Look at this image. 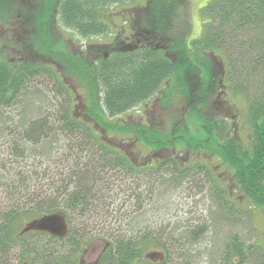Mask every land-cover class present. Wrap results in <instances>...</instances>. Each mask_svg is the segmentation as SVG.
Instances as JSON below:
<instances>
[{"label":"trees","instance_id":"obj_1","mask_svg":"<svg viewBox=\"0 0 264 264\" xmlns=\"http://www.w3.org/2000/svg\"><path fill=\"white\" fill-rule=\"evenodd\" d=\"M128 1L131 0H60L56 8L64 28L81 37H92L102 36L109 30L101 11ZM172 2L149 0L146 7L150 37L145 44L154 43L157 49L144 47L127 53L115 52L97 63L94 74L101 89L100 109L105 113H91L92 123L76 118L63 103L53 113H42V108L34 107L35 101L44 100L34 84L36 80L47 77L57 87L59 75L54 63L62 61L67 65L68 61L57 58L54 52L53 55L49 52L52 63L33 64L21 60L14 63L0 54V109L18 107L20 110L14 124L0 113V151L5 155V159H0V264H79L81 252L96 239L112 240L97 264H191L193 256L185 253L184 247L194 243L196 234L183 233L188 242L181 246L174 243L179 246V252L172 254L168 250L171 243L167 242L171 234L161 233L156 240L153 235L158 234L151 231L137 238L129 237L119 222L113 223V217L118 216L117 209L108 212L110 205L105 203L107 199L117 198L116 193L127 197L137 193L136 190L148 193L149 198L160 196L162 188L175 189L190 177L196 179L195 168L198 167L192 164L178 169V159L217 156L232 171L234 189L230 193H239L251 204L250 208L264 212V0H211L201 11L206 21L201 36L193 42L198 52L222 60L234 91L246 98L251 130L247 145L235 139L227 118L218 115H198V131L204 137L198 146L187 144L177 131L164 135L137 120L125 127L109 122L157 95L176 71L173 58L182 62L184 55V59L191 62L192 51L187 44L178 51L168 34L174 12ZM141 43L144 45L143 39ZM189 71L200 80L202 90L209 72L196 65L188 68ZM58 88L69 96L63 83H59ZM249 95L254 99L248 100ZM29 110L31 113H27ZM100 128L129 134L133 140L168 154L158 156V161L152 164L138 167L131 164V158L124 151L105 140ZM181 147H185V155H175L182 151ZM64 153H68L66 159L62 157ZM57 155L62 157V162L54 165V183L49 185V192L39 187L33 173L22 172L23 167L12 173L5 171L7 164H21L27 159L50 161ZM69 160H73L71 165ZM59 213L67 220V235L26 231L29 223ZM215 217L212 221L218 220L221 224L218 228L226 226L225 230H234L235 226L249 221L248 217L242 218L240 223ZM137 225L130 223L127 227L135 229ZM244 227L246 229L247 224ZM211 229L213 231V225ZM232 236L221 250L217 246L218 235L214 241L211 236L212 259L224 250L222 264H264L255 243L246 250L244 243ZM152 247L160 249L155 253H162L159 262L145 259Z\"/></svg>","mask_w":264,"mask_h":264},{"label":"rangeland","instance_id":"obj_2","mask_svg":"<svg viewBox=\"0 0 264 264\" xmlns=\"http://www.w3.org/2000/svg\"><path fill=\"white\" fill-rule=\"evenodd\" d=\"M210 1L173 0L174 12L169 21L171 29L168 30V34L177 44L178 51L181 52L184 43L187 44L192 51L191 62L184 59V55L182 62L173 58L176 62V71L160 93L151 97V100L144 101L140 106L130 109L126 114L109 120L110 124L125 127L126 124L134 123L138 120L136 118L141 116L144 122L149 120L147 125L152 127V130L164 135L177 131L178 136L186 140L187 144L198 146L204 139L198 131L200 123L198 115L201 116L203 113L211 117L218 115L227 118L229 130L238 142L243 145L248 144L251 130L248 123L246 98L241 92L234 91L235 87H232L233 84L227 77L226 66L222 60L214 59L193 48V42L200 38L203 24L206 22L201 11ZM148 2L149 0H131L107 6L101 11V15L110 26L107 33L102 36L81 37L62 26L58 13H55L58 0H0V54L14 63H17L18 58L26 64L52 63L53 57L49 52L52 55L54 52L57 58L60 56L65 62L68 61L67 65L57 61L54 66L62 83L68 85L73 93H70V96L62 94V89L58 88L59 82L56 87L53 81L41 76L33 83L42 93L44 100L42 103L33 101L34 107L42 108L44 110L42 113H53L54 110H59L63 103L70 113L76 114V118L86 119L92 123L91 113H102L101 102L98 101L101 89L93 73L94 62L98 58H104L108 45L118 47V43L126 35L124 29L129 31L130 26H135L136 29L150 30L148 29L149 18L145 17ZM194 65L202 66L209 72V79L204 81L205 86L202 90L199 85L200 80H197L190 71L188 72V68ZM221 79L225 89L219 85ZM219 93L223 94L219 97ZM160 96H162L161 107L173 106L174 108L165 109L166 111L161 113H141L144 104L151 108L154 99ZM252 96L249 95L247 99L252 100ZM27 102L33 107L31 100ZM94 107L96 109H93ZM188 107L193 113H184V109ZM0 113H3L4 117H9L11 119L9 122L12 121L14 124L18 121L20 110L18 107H12L0 109ZM27 113H31V110ZM108 129L107 132L104 131L105 140H110L113 143L112 146L116 148L122 146L121 150L131 159L144 162L155 154L161 157L168 154L167 151L151 149L143 142L133 140V136L129 134ZM100 132L102 133V128ZM97 135L104 138V135L98 132ZM184 149L185 147L182 151H177L175 155L184 156ZM67 155L68 153H64L62 157L66 159ZM4 156V151H0V159H5ZM62 157L53 156L50 161L27 159L21 164H7L5 171L12 173L14 169L20 170V167H23L21 171L33 173L34 179H38L39 187L42 186L47 191L49 185L54 183V165L61 163ZM184 160L178 159L180 166L178 169L192 166V164L197 166L195 171L197 169L198 174L193 175L196 179H191L189 174V180L181 187L168 190L162 188L161 195L152 198L148 197V193L144 194L139 190L127 197H121L122 193H116L117 198L115 196L105 202L110 205L108 212L117 209L118 216L114 215L117 218L113 217L115 218L113 223L119 222L120 227L126 230L125 235L132 238L150 231L158 234V236L153 235L155 240L160 238L161 233L162 235L171 234L172 238L167 240L171 245L167 244L172 254L179 252L177 249L179 246H174V243L183 245L188 242L184 239L183 233L196 234L194 243L191 242L184 247V252L193 256L191 264H222L224 250L213 259L211 258L214 246L210 238L214 236V241L217 235L219 250L222 249L227 238L233 235L232 237H237L244 243L246 250L255 243L264 257V212L259 208H250L251 204L240 197L239 193H230L234 189L231 169L214 155L207 158L200 155L198 158L189 157ZM70 162L73 160H69L68 163ZM215 216L221 221L240 223L242 218H249V221L247 220V223L244 221L243 226H240L241 229L235 226L234 230H225V225L224 228L223 226L218 228L221 226L218 220L212 221ZM130 223L138 224V228H128L127 225ZM106 242H112V240L106 239ZM150 250V254L145 259L159 262L162 253L154 251L158 252L160 249L152 247ZM98 251L97 249L89 255L92 262L96 259Z\"/></svg>","mask_w":264,"mask_h":264},{"label":"flooded vegetation","instance_id":"obj_3","mask_svg":"<svg viewBox=\"0 0 264 264\" xmlns=\"http://www.w3.org/2000/svg\"><path fill=\"white\" fill-rule=\"evenodd\" d=\"M59 2H60V0H58V3ZM57 11H58V9H56L55 13H57ZM124 31H125L126 35H124L123 36V40H121L118 43V47H113V46L108 45V51L104 54V58H107L108 56H110L112 53H115V52L127 53V52H130V51L135 50V49H143L144 47H149L150 49H154V48L157 47V46L154 45V43L153 44L152 43L151 44H145L146 41H147V38L150 37L149 36L150 35V32L148 30L145 31V30H141V29H136L135 26L134 27L133 26H130L129 31H127L126 29H124ZM142 39L144 40V45L141 43ZM17 60H20V59L18 58ZM99 60H100V58H98L97 61L94 62L95 63L94 69L98 66L97 63L99 62ZM93 73H95V70H93ZM58 80H59V83L62 84V80L60 78H58ZM222 83H223V80L221 79L219 81V85H220L221 88L225 89V86H223ZM64 87L69 91V96H70L71 95L70 93H73V90H71L69 88V86L66 85V84H64ZM223 93H225V92H223ZM223 93H219V97ZM154 96H157V95H154ZM154 96H151V97H154ZM101 97H102V95H100V99H98V101H101ZM151 97H148L147 99L143 100L142 102H140L135 107L140 106L146 100H151ZM161 98H162V96L155 98L153 102L156 105L153 104L151 108H149L147 104H144L143 105L144 108H143V111L141 113H161L162 111H166V110H168L171 107L174 108L173 106H170V107H167V108L161 107V105H162V99ZM157 105H158V107H157ZM221 105H222V102L220 101L219 106L221 107ZM187 106H189V105H187ZM133 108H131V109H133ZM93 109H96V107H94ZM189 109H190L189 107L188 108H185L184 109V113H190V112L193 113V111H191ZM101 111H102V113H105V110L104 109L101 110ZM124 113H126V112H124ZM146 116H147V114H146ZM136 119H138L137 121L140 124L147 125V123H149V120H146L144 122V120H143V118L141 116L138 117V118H136ZM147 126H149V125H147ZM102 134H105L104 131H102ZM106 141L109 144H112L113 145V143L110 140L108 141L106 139ZM118 148L119 149H122V146H118ZM153 156L148 157L149 159L147 161H144V162H140V161H137V160H134V159H130V161H131V164L140 167L142 165L152 164L155 161H158L156 159V158H158V156H156V154L153 155ZM59 215H62V213H59ZM65 226H66V230H65L63 236L67 235L68 234V230H69L68 229L69 228L68 227V223H67V220L66 219H65ZM63 236H60V237H63ZM97 249L99 250L98 253H97V257L94 260V262H92V260L90 259V256L89 255H91V253L93 251H96ZM108 249H109V243L108 242H106L104 240H100V239L91 240L90 243H89V245H88V247L81 252V256H79L78 262H79V264H97L98 261H99V259L101 258V256ZM88 259L90 261H87Z\"/></svg>","mask_w":264,"mask_h":264},{"label":"water","instance_id":"obj_4","mask_svg":"<svg viewBox=\"0 0 264 264\" xmlns=\"http://www.w3.org/2000/svg\"><path fill=\"white\" fill-rule=\"evenodd\" d=\"M37 230L50 233L53 236H63L66 227L61 215H51L33 221L28 225L27 231Z\"/></svg>","mask_w":264,"mask_h":264}]
</instances>
